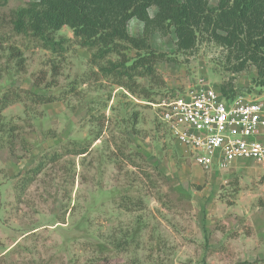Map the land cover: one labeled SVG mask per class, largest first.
Returning <instances> with one entry per match:
<instances>
[{"label":"rangeland","instance_id":"1","mask_svg":"<svg viewBox=\"0 0 264 264\" xmlns=\"http://www.w3.org/2000/svg\"><path fill=\"white\" fill-rule=\"evenodd\" d=\"M29 2L0 7V264L264 260V166L203 172L157 109L202 79L264 100L256 67L238 71L236 56L204 39L179 52L171 29L149 40L167 59L129 90L101 68L122 56L131 65L135 50L96 61L69 27L55 35L63 49L47 50L14 30ZM128 32L142 38L144 24L132 19Z\"/></svg>","mask_w":264,"mask_h":264},{"label":"trees","instance_id":"2","mask_svg":"<svg viewBox=\"0 0 264 264\" xmlns=\"http://www.w3.org/2000/svg\"><path fill=\"white\" fill-rule=\"evenodd\" d=\"M9 1L0 0V7ZM152 9L157 11L154 16ZM132 19L144 24L142 38L129 34ZM13 25L16 33L36 38L54 53L63 49L55 35L64 27L73 31L82 47L94 51L96 61L123 55L126 48L135 50L138 54L131 65L122 56L119 63L101 68L129 90L138 85L136 77L155 76V65L167 59L151 48L149 40L171 29L179 52L193 50L201 39L214 42L240 60L238 71L255 66L257 81L264 87V0H218L216 7L210 0H30L13 14ZM219 89L227 98L236 96L224 86ZM144 96L148 98V92ZM244 264H264V260Z\"/></svg>","mask_w":264,"mask_h":264},{"label":"built area","instance_id":"3","mask_svg":"<svg viewBox=\"0 0 264 264\" xmlns=\"http://www.w3.org/2000/svg\"><path fill=\"white\" fill-rule=\"evenodd\" d=\"M157 109L171 138L203 172L244 161L264 166V100L227 98L202 79Z\"/></svg>","mask_w":264,"mask_h":264}]
</instances>
